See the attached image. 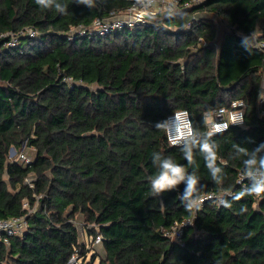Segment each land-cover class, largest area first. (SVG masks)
<instances>
[{"label": "trees", "instance_id": "obj_1", "mask_svg": "<svg viewBox=\"0 0 264 264\" xmlns=\"http://www.w3.org/2000/svg\"><path fill=\"white\" fill-rule=\"evenodd\" d=\"M57 2L65 13L35 0H0V218L27 216L29 224L9 247L0 243V264H68L76 250L86 257L78 214L96 226L89 236H102L99 264H264V195L228 197L230 208L205 203L182 245L168 234L193 212L176 191L153 196L149 183L159 152L195 170L205 194L243 189L248 157L234 145L254 151L264 143V0H204L103 39L70 33L134 0ZM204 12L228 29L218 50L215 25L194 18ZM30 28L38 36L9 46V34ZM248 35L262 46L250 42L247 51L241 40ZM237 99L246 102L245 127L211 137L223 176L217 184L198 149L188 166L181 146L167 141V122L165 130L155 125L186 110L194 140H204L205 114ZM25 147L35 151L24 152L27 166L10 158L11 149Z\"/></svg>", "mask_w": 264, "mask_h": 264}, {"label": "built area", "instance_id": "obj_2", "mask_svg": "<svg viewBox=\"0 0 264 264\" xmlns=\"http://www.w3.org/2000/svg\"><path fill=\"white\" fill-rule=\"evenodd\" d=\"M204 0H188L183 2L182 0H152L151 4L146 5H136V0L132 3V5L127 8L125 11L119 14H112L107 18H98L96 19L92 25L87 28H79L77 31H71L70 35L74 36L76 33H79L81 36L84 35L88 38H96L103 39L118 32H123L126 30H135L139 27H147L156 25L158 21H161L164 17L170 16V13H178L181 11H186L190 9H194L195 7L203 4ZM154 18L152 22H149V18ZM8 36V35H4ZM11 37V41L9 46L15 47L17 45L18 40L23 37L35 38L38 36V32L35 29H24L23 31L14 34H9ZM252 44H256L258 47H261V44H257L255 40H250ZM264 77V74H263ZM68 82H71V79H67ZM260 101H264L261 99ZM245 108L246 102L243 99H237L231 102L229 107H220L214 111L205 114L206 120V130L205 133H214L211 137L216 136L218 134L227 132L232 127H245ZM222 110V111H221ZM243 114L244 123L242 125H232L231 121L234 116H239ZM174 115V117H173ZM174 118V119H173ZM166 124V136L167 141L171 146H181L180 141L181 138L188 133L192 139H197L199 136L195 133L193 124L190 118V114L186 110H180L175 112L174 114L168 116ZM223 125L228 124L229 127L225 131L216 132L215 125ZM208 137V136H207ZM15 151V150H14ZM10 158H15L16 161H20L24 165H29L31 163V158L28 157L24 152L13 155L10 151ZM32 178L26 180L27 183H30ZM238 184L242 186V188L248 186L249 181L244 175V173L240 174ZM224 194V193H222ZM222 194L210 193L205 194L202 199L203 203L201 204L199 210H193V216L181 223H176L170 230L169 236L182 243V235L185 228L194 227L196 217L199 211L207 202H214L219 207H224L221 204L217 203L219 197ZM232 195H223V198L227 200L228 197ZM259 197V196H255ZM24 209L28 211V215L33 213L35 209H31L28 202L24 201L23 203ZM29 228V224L27 221V216H19L8 219L0 218V243L5 246H10V241L14 238H22L26 231ZM97 242L102 241V236L98 235L96 237ZM183 245V243H182ZM79 257V253L76 250L75 253L71 256L68 264H82Z\"/></svg>", "mask_w": 264, "mask_h": 264}, {"label": "clouds", "instance_id": "obj_3", "mask_svg": "<svg viewBox=\"0 0 264 264\" xmlns=\"http://www.w3.org/2000/svg\"><path fill=\"white\" fill-rule=\"evenodd\" d=\"M36 4L45 8H55L60 13L66 12V5H62L57 2V0H35ZM82 3L92 4V0H80ZM152 0H136V5H146L151 4ZM176 13H170V15H175ZM154 18L150 17L149 22H152ZM250 37L243 36L241 40V46L247 51L249 48ZM260 98L264 99V93H260ZM222 111V110H221ZM174 117V115H173ZM174 119V118H173ZM169 119L164 122L156 123L155 127L161 130H165V122L173 120ZM207 120V117L205 118ZM244 123L243 114L239 116H234L232 118V125H242ZM228 124L215 125V131L221 132L227 130ZM214 133H205L208 136L204 140H194L192 137L186 133L180 141L181 151L184 158L188 161V166L194 164V152L193 149H198L200 153L203 154L206 167L208 168L213 181L217 184H222L223 176L222 169L217 166L216 159V145L215 142L211 140V135ZM235 148L242 154L243 157H248L242 159L244 175L249 181L248 186L244 187L241 191L233 193H224L218 198L217 203L223 205L224 207H231L223 195H232L234 200H240L244 196H261L264 195V157L257 156V153L264 149V143H261L254 151H250L248 148H241L239 145H234ZM152 163L156 167L157 172L149 177L150 191L155 197L161 196L164 193L176 191L177 195L175 199L179 200L188 212H193V210H199L201 204L203 203L202 197L205 195L204 188L206 186H201L197 172L194 170L189 172L185 165L177 163L173 158L162 155L156 152L152 156ZM184 185L183 191H179V186ZM241 211H246L242 208Z\"/></svg>", "mask_w": 264, "mask_h": 264}, {"label": "rangeland", "instance_id": "obj_4", "mask_svg": "<svg viewBox=\"0 0 264 264\" xmlns=\"http://www.w3.org/2000/svg\"><path fill=\"white\" fill-rule=\"evenodd\" d=\"M194 18L198 21L200 20L212 21V23L215 25L216 28V37L213 44L215 45L216 50H218L220 48L225 33H227L228 31L225 23L215 14L207 13V12L196 15ZM261 93H264V82L262 83L261 86ZM259 100H261L260 97ZM23 152L28 154V156L30 157L35 156V151L33 149L25 147ZM75 224L78 226L79 229L80 242L82 244H85V248H86V257L84 258L81 257L83 261L82 264H99V258L97 256L104 257V250L102 248V243L97 242L96 239H93L94 236L88 235V229L97 232L96 226L91 224L86 226L85 217L81 214L76 215Z\"/></svg>", "mask_w": 264, "mask_h": 264}, {"label": "water", "instance_id": "obj_5", "mask_svg": "<svg viewBox=\"0 0 264 264\" xmlns=\"http://www.w3.org/2000/svg\"><path fill=\"white\" fill-rule=\"evenodd\" d=\"M11 153L14 155L15 154V151H14V149H11Z\"/></svg>", "mask_w": 264, "mask_h": 264}, {"label": "crops", "instance_id": "obj_6", "mask_svg": "<svg viewBox=\"0 0 264 264\" xmlns=\"http://www.w3.org/2000/svg\"><path fill=\"white\" fill-rule=\"evenodd\" d=\"M263 82H264V77H263Z\"/></svg>", "mask_w": 264, "mask_h": 264}]
</instances>
